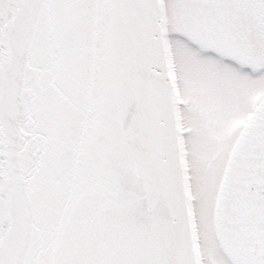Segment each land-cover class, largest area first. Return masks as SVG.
<instances>
[{"label":"snow or ice","instance_id":"snow-or-ice-1","mask_svg":"<svg viewBox=\"0 0 264 264\" xmlns=\"http://www.w3.org/2000/svg\"><path fill=\"white\" fill-rule=\"evenodd\" d=\"M0 264H264V0H0Z\"/></svg>","mask_w":264,"mask_h":264}]
</instances>
